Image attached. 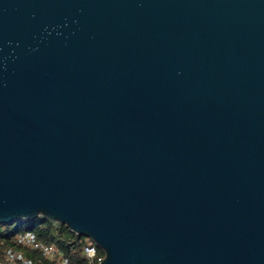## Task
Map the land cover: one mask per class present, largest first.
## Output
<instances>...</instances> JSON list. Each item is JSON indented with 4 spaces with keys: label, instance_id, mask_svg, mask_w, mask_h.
I'll use <instances>...</instances> for the list:
<instances>
[{
    "label": "water",
    "instance_id": "obj_1",
    "mask_svg": "<svg viewBox=\"0 0 264 264\" xmlns=\"http://www.w3.org/2000/svg\"><path fill=\"white\" fill-rule=\"evenodd\" d=\"M37 217L264 264V0H0V224Z\"/></svg>",
    "mask_w": 264,
    "mask_h": 264
},
{
    "label": "trees",
    "instance_id": "obj_2",
    "mask_svg": "<svg viewBox=\"0 0 264 264\" xmlns=\"http://www.w3.org/2000/svg\"><path fill=\"white\" fill-rule=\"evenodd\" d=\"M24 233L34 235L36 241L43 247L52 248L53 257L45 256L40 249L20 245L16 237ZM84 246L85 238L70 232L64 225L43 217L0 224V263L5 261L4 255L10 250L20 254L24 260L32 264H59L60 260H66L67 264H96L89 262L86 258ZM97 252L98 255H103L98 248Z\"/></svg>",
    "mask_w": 264,
    "mask_h": 264
},
{
    "label": "built area",
    "instance_id": "obj_3",
    "mask_svg": "<svg viewBox=\"0 0 264 264\" xmlns=\"http://www.w3.org/2000/svg\"><path fill=\"white\" fill-rule=\"evenodd\" d=\"M17 242L26 247L32 249H40L45 256L53 257L54 251L50 247H43L39 244L34 235L31 233H24L16 237ZM84 254L89 262L99 264L103 260V255H98L97 247L90 239H85ZM5 261L8 264H32L30 261L24 260L20 254L13 253L12 251H6L4 255ZM59 264H67L66 260H60Z\"/></svg>",
    "mask_w": 264,
    "mask_h": 264
},
{
    "label": "rangeland",
    "instance_id": "obj_4",
    "mask_svg": "<svg viewBox=\"0 0 264 264\" xmlns=\"http://www.w3.org/2000/svg\"><path fill=\"white\" fill-rule=\"evenodd\" d=\"M2 263L1 264H7L4 260L3 261H1Z\"/></svg>",
    "mask_w": 264,
    "mask_h": 264
}]
</instances>
